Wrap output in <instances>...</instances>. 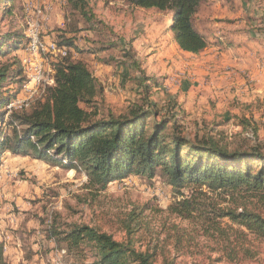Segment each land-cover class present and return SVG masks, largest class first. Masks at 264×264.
Segmentation results:
<instances>
[{
	"label": "rangeland",
	"instance_id": "374dc122",
	"mask_svg": "<svg viewBox=\"0 0 264 264\" xmlns=\"http://www.w3.org/2000/svg\"><path fill=\"white\" fill-rule=\"evenodd\" d=\"M9 4L14 6L13 15H6L4 4H0V31L26 34L32 24L46 45L59 44L64 29L72 35L74 18L67 0H14ZM90 4L102 24L95 31H80L78 46L88 50L117 41L119 47L77 55L74 48H68L73 57L87 63L99 81L102 108L116 114L126 112L143 98L142 86L152 78L160 84L151 89L149 100L159 106L162 115L176 113L177 107L183 134L191 140L209 132L224 136L222 144L230 149L241 141L243 144V139H248L249 145L258 139L264 141V0H203L195 24L208 46L198 53L183 51L173 41L171 11L137 7L125 0H90ZM79 26L86 28L84 19ZM19 55L29 66L28 51L20 50ZM49 55L44 58L43 85L33 94L24 93L29 79L26 70L19 95L10 99L21 100L14 109L29 108L44 95V86L52 84L54 64L62 58ZM64 164L28 154L2 155L0 264H71L63 244L46 236L51 222L60 226L70 222L98 225L121 240L124 232L118 217L134 208L142 209L148 228L138 236L144 244L155 239L158 231L164 239L172 223L190 224L172 211L182 196L159 172L153 179L133 173L112 182L104 191H96L86 188L88 175L83 169H69ZM223 222L240 228L227 218ZM248 237L245 246L253 258L216 261L219 253L211 251L212 241L203 236L196 237L199 245L184 242L176 249L170 242L167 256L177 264H264V241Z\"/></svg>",
	"mask_w": 264,
	"mask_h": 264
},
{
	"label": "trees",
	"instance_id": "16d2710c",
	"mask_svg": "<svg viewBox=\"0 0 264 264\" xmlns=\"http://www.w3.org/2000/svg\"><path fill=\"white\" fill-rule=\"evenodd\" d=\"M13 1L0 0L6 15H13V4L7 5ZM125 1L171 11L173 41L183 51L198 53L208 46L195 24L203 0ZM67 2L74 18L72 35L62 30L59 46L74 48L76 55L119 47L113 41L106 47L80 48L78 33L100 29L102 20L93 12L90 0ZM80 19L86 28L79 26ZM28 45L25 32L0 31V162L4 153L11 152L65 163L69 169H83L88 175L86 188L96 191H104L112 182L133 173L153 179L159 172L182 196L172 211L190 222L189 226L172 223L164 239L158 231L157 237L145 244L138 236L148 228L142 209L134 208L118 217L124 232L121 240L98 225L70 222L60 226L51 222L46 236L63 244L71 264H177L167 256V245L173 242L176 249L184 242L191 245L198 236L212 241L211 251L219 253L216 261L255 256L245 242L250 241L249 235L264 241V141L258 139L249 145V140L243 139V144L241 141L230 149L222 144L224 136L209 132L191 140L183 134L177 107L176 113L162 115L159 106L149 100L151 89L160 84L152 78L142 86L143 98L126 112L106 111L99 104L103 91L99 81L87 63L73 57L70 50L55 62L54 81L46 86L44 95L29 108L9 111L8 101L19 95L27 77L28 68L19 52L28 51ZM5 54L8 59L2 60ZM225 218L240 228L224 224Z\"/></svg>",
	"mask_w": 264,
	"mask_h": 264
},
{
	"label": "bare ground",
	"instance_id": "6f19581e",
	"mask_svg": "<svg viewBox=\"0 0 264 264\" xmlns=\"http://www.w3.org/2000/svg\"><path fill=\"white\" fill-rule=\"evenodd\" d=\"M27 14H29V12ZM33 33H34V44H35V46H37V57H38V59H40V71H42V72L39 73V79H38V82H37V85H36V87H40L41 85H43L44 81L46 80V74H45L46 73V70H45L46 68L44 67V63H45V59L44 58H45V56L51 54L53 56L54 55L58 56V57L60 56V59H61V58H63V57L68 55L69 48L66 47V46H59L56 42H51L49 44L47 43V45L44 44L42 42V40H41V37L39 36L38 29L34 28L32 24L26 30V36L28 37L29 44H31V42H32ZM28 62L30 63L29 66H27L28 74H29L28 78L31 79V57H28ZM53 74H54V70L52 71V78H50L51 79V83H53V81H54ZM45 88H46V86H44L43 91L45 90ZM26 89H27V84L25 85L24 90L26 91ZM33 92H34V90L31 91L30 93L33 94ZM19 103H21V100L17 101V98L14 99V100H11L9 102V105H7L8 110L10 111L11 109L16 108V105L19 104Z\"/></svg>",
	"mask_w": 264,
	"mask_h": 264
},
{
	"label": "built area",
	"instance_id": "2783aa9c",
	"mask_svg": "<svg viewBox=\"0 0 264 264\" xmlns=\"http://www.w3.org/2000/svg\"><path fill=\"white\" fill-rule=\"evenodd\" d=\"M31 57V79H27V89L24 93H29L36 88L40 71V59L37 57V46L34 44V33L32 36V42L28 45V56ZM19 101V98H17Z\"/></svg>",
	"mask_w": 264,
	"mask_h": 264
}]
</instances>
